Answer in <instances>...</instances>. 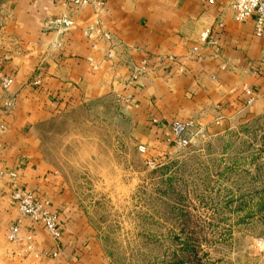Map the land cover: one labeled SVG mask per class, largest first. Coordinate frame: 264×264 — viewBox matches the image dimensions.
Instances as JSON below:
<instances>
[{
    "label": "crops",
    "instance_id": "0c3cea01",
    "mask_svg": "<svg viewBox=\"0 0 264 264\" xmlns=\"http://www.w3.org/2000/svg\"><path fill=\"white\" fill-rule=\"evenodd\" d=\"M232 2L99 0L80 8L67 0H0V264H110L44 146L61 113L117 98L134 120L135 138L155 156L177 147L169 127L174 120L190 122L194 139L225 137L264 121L262 43L253 17L234 19ZM65 18L73 24L63 32L56 20ZM3 78L12 81L4 87ZM12 182L57 212V243L18 212ZM234 186L233 179L227 202L235 207L242 200ZM246 186L253 196L243 205L264 207V180ZM11 223L20 225L12 241ZM55 243L59 254L51 257Z\"/></svg>",
    "mask_w": 264,
    "mask_h": 264
},
{
    "label": "rangeland",
    "instance_id": "374dc122",
    "mask_svg": "<svg viewBox=\"0 0 264 264\" xmlns=\"http://www.w3.org/2000/svg\"><path fill=\"white\" fill-rule=\"evenodd\" d=\"M57 119L44 134L49 161L110 264H264V207L243 205L253 196L245 185L264 180L263 120L193 138L150 169L146 158L155 155L135 138L119 99L82 102ZM232 178L242 200L235 207L227 202Z\"/></svg>",
    "mask_w": 264,
    "mask_h": 264
},
{
    "label": "built area",
    "instance_id": "2783aa9c",
    "mask_svg": "<svg viewBox=\"0 0 264 264\" xmlns=\"http://www.w3.org/2000/svg\"><path fill=\"white\" fill-rule=\"evenodd\" d=\"M69 3L76 7H86L93 3H98L99 0H67ZM233 11V17L236 21H245L246 19L253 17L255 21V35L261 40V55L260 62L264 65V0H233L231 4ZM61 31H66L73 24L72 19L65 18L60 19ZM52 22L46 24L50 26ZM11 78H3L2 85L4 87L11 83ZM32 85L38 87L41 85V79L39 76H35L32 80ZM247 95L246 104L249 105L253 101V96L250 90H245ZM170 130L174 135V144L178 148H185L190 145L197 131H194V127L190 122H183L174 120L169 124ZM3 128L0 122V129ZM139 153H146V148L143 145L138 147ZM164 157L157 155L154 157H147L146 164L150 169L159 167ZM10 176L15 179L16 174L14 172L9 173ZM16 187L11 191L10 199L16 206L18 212L23 216L31 220L33 223L41 224L47 229L56 243L61 235V227L58 222V214L55 211L49 210L47 204L36 198L35 191L28 187H18L15 182H12ZM20 230L18 223H11L7 230V239L12 241L17 238ZM55 243L54 247L49 252V256L56 257L59 254V247Z\"/></svg>",
    "mask_w": 264,
    "mask_h": 264
}]
</instances>
